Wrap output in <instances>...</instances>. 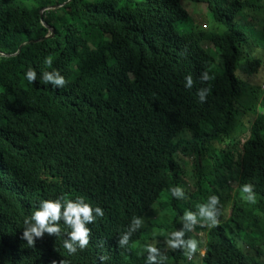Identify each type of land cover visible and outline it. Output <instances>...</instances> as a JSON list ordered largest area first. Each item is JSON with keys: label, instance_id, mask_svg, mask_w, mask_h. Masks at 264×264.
Here are the masks:
<instances>
[{"label": "trees", "instance_id": "1", "mask_svg": "<svg viewBox=\"0 0 264 264\" xmlns=\"http://www.w3.org/2000/svg\"><path fill=\"white\" fill-rule=\"evenodd\" d=\"M182 1L203 3L225 31L176 32L189 23ZM219 1L0 0V264H145L148 244L172 259L164 264H264V89L255 82L264 61L235 22L249 16L264 44V0ZM29 67L33 84L23 76ZM52 69L64 87L40 81ZM246 183L254 203L240 192ZM212 195L217 220L220 203L229 216L207 228L198 218L185 231L196 251L168 247L183 213ZM57 197L104 213L71 255L62 222L60 237L20 239L24 218ZM159 214L168 222L156 224ZM133 217L141 226L120 247Z\"/></svg>", "mask_w": 264, "mask_h": 264}, {"label": "clouds", "instance_id": "2", "mask_svg": "<svg viewBox=\"0 0 264 264\" xmlns=\"http://www.w3.org/2000/svg\"><path fill=\"white\" fill-rule=\"evenodd\" d=\"M52 57L47 56L43 59L45 66L52 65ZM24 80L28 84H33L37 80V72L35 69L29 67L23 73ZM39 79L42 83L52 86L54 89L64 87L65 79L58 70L52 69L51 71H42ZM202 80L209 79L208 75L202 74ZM191 76L185 77V88H191ZM207 90H198L196 95L200 102L204 101ZM171 195L174 198H182L183 192L179 187L170 189ZM240 192L244 194V198L249 203L255 202V193L251 184H243L240 186ZM217 202L218 198L215 195L209 196L206 203L200 204L196 212L185 211L180 217L184 224L180 230L173 231L168 234L166 243L172 249H186L189 253L196 251L197 241L193 239H183L185 231L190 230L192 225L200 221L207 222L209 227L215 226L217 223ZM103 210L99 206H92L85 203L83 199L76 198L75 200L57 197L55 199L41 200L30 216L23 220V229L21 231L20 239L26 242L28 246H33L34 241L40 239L44 234L49 236H61L62 222L68 230L63 239V248L71 255L77 249L83 250L89 243V229L87 224H91L98 217L103 216ZM141 226V220L133 217L128 225L126 231L122 232L118 239L120 247L128 244L129 237L132 232ZM144 251L146 252L145 264H164L165 256L152 244L145 245ZM203 256V252L200 253ZM101 261L105 257H99Z\"/></svg>", "mask_w": 264, "mask_h": 264}, {"label": "rangeland", "instance_id": "3", "mask_svg": "<svg viewBox=\"0 0 264 264\" xmlns=\"http://www.w3.org/2000/svg\"><path fill=\"white\" fill-rule=\"evenodd\" d=\"M223 2L226 3V8L230 7L231 0H220L219 4H223ZM180 5H181V8L188 14L189 23H188V25L180 24V25H177L174 27V30L176 32H178L179 34H183L184 32H186L190 26H193L194 29L198 30L201 27V25H202V28H206L207 31L214 32L217 34H221L225 31L224 25L220 24V23H216L214 21L211 13L208 12V10L205 8V5L203 3H193V2L182 1L180 3ZM235 22L237 23V25H241V24L246 25L247 36L249 37L250 40H254L253 48H252V54L254 56L258 57L257 59L264 61V49H263V47H261V46H264L263 38L259 35V29H257V33H255L254 35L250 34V31L252 29L251 18L249 16H242L241 14H238L236 19H235ZM203 47H205V46H203ZM211 55H213L214 58L217 59V56L213 52L211 53ZM261 71H264V66L262 67ZM257 81H259V82H257ZM255 82L259 86H262L263 87L262 89H264V86H263L264 85V73H262L259 76V78H257L255 80ZM246 121L249 122V119ZM184 161L188 163V166H190L192 163L190 158H185ZM185 171L187 173H190L191 169L189 167H187L185 169ZM229 186H233V188L235 187V185L233 183H230V182H229ZM218 209L220 210L221 217H223V219H226L229 216L228 204H226V206L223 208L222 204L220 203L218 205ZM221 217H220V219L217 220V223H222ZM154 222L156 224H159V225L165 224L168 222V217L164 214H159L154 219ZM200 226L206 227V228L209 227L207 222L200 223ZM202 235H203V231L198 230V231H196L194 237L199 239V238H201ZM237 238L240 241L243 237L239 236ZM181 257H183V258H181V260L185 259V258H186V260H188L187 259L188 256L185 257L184 255H182ZM171 260L172 259H166L165 258L166 263H169V261H171Z\"/></svg>", "mask_w": 264, "mask_h": 264}, {"label": "water", "instance_id": "4", "mask_svg": "<svg viewBox=\"0 0 264 264\" xmlns=\"http://www.w3.org/2000/svg\"><path fill=\"white\" fill-rule=\"evenodd\" d=\"M51 35H52V33H51Z\"/></svg>", "mask_w": 264, "mask_h": 264}]
</instances>
